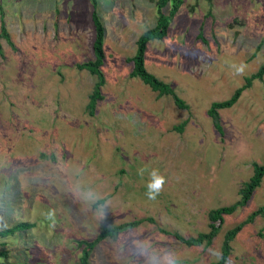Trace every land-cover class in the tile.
Returning <instances> with one entry per match:
<instances>
[{
    "label": "rangeland",
    "instance_id": "rangeland-1",
    "mask_svg": "<svg viewBox=\"0 0 264 264\" xmlns=\"http://www.w3.org/2000/svg\"><path fill=\"white\" fill-rule=\"evenodd\" d=\"M96 1L104 84L89 116L95 77L77 67L93 58L89 0H0L12 46L0 40V232L33 225L0 235V264H77L78 241L147 218L97 243L89 264H215L243 222L222 264H264L263 219L245 222L264 208V176L208 244L172 235L208 232V211L238 202L264 165V75L218 110L220 132L207 115L264 62V0H181L166 36L147 42L145 69L185 109L129 75L155 0ZM153 169L165 183L148 199Z\"/></svg>",
    "mask_w": 264,
    "mask_h": 264
},
{
    "label": "trees",
    "instance_id": "trees-1",
    "mask_svg": "<svg viewBox=\"0 0 264 264\" xmlns=\"http://www.w3.org/2000/svg\"><path fill=\"white\" fill-rule=\"evenodd\" d=\"M89 3L92 8L90 18L95 27L93 41L91 44L93 58L89 61L77 65V67L79 69L87 71L90 75L95 77V83L93 85L91 94H89L88 96V101L86 104V111L88 115L91 116L94 113L97 102L102 99V96L100 94V88L104 84V77L100 70V67L103 64V59H104V53H103L104 30L98 16L95 13L97 1L89 0ZM153 4L155 7V14H156L155 25L152 28L143 31L137 37L135 41L134 54L132 55L131 58H129V61L132 64V68L129 75L131 77H135L139 79L144 85H146L149 88L151 92L155 93L157 97L168 96L176 108L185 109L186 105L181 99L177 97V95L173 92L170 86L158 80L152 74L147 72V70L144 67V54H145L147 42L151 40H161L166 36L168 25L172 20V18L174 17V15L177 13L179 7L181 6V0H155ZM1 39H3L8 46L12 47L9 41L8 34L6 33V31L2 26H0V40ZM0 51H1V46H0ZM263 75H264V62L258 67L255 73H253L249 77H246L243 80V85L235 89L228 99L221 102H212L209 105V108L207 110V115L210 118L213 127L218 132L221 131L218 120V110L230 108L236 102L240 93L244 89L250 87L251 82L253 80H261ZM252 167H253L252 175L249 177L248 181L242 185V188L238 191L240 195V199L238 200V202L229 206L208 211L207 213L208 232L204 234L200 233L194 238H187V239H183L178 234L172 233L174 238L187 246H191V245L198 246L204 242L208 244L211 241V239L217 234L220 223L222 222V217L224 215L231 214L238 206H243L249 200L254 189H256L259 186V183L262 177L264 176V165L254 164ZM257 215L262 217L263 219L262 229H264V208H259L255 210L247 217L245 222L251 221ZM142 221L153 223L152 219L147 218L143 220H134L127 223H122L116 226L102 227L99 233L94 237L92 241L90 242L78 241L76 245L79 248L80 255L78 257L77 264H89L88 262L89 254L97 243H99L100 241L106 238H114L120 232L138 226ZM243 224L244 222L224 233L219 261L215 264H222L226 260V256L229 249L228 243L234 237V235L240 230V227ZM32 226L33 225L30 223L17 224L9 229L1 231L0 235H5L7 233L11 234L16 230L28 229ZM162 233L168 234L165 231H162Z\"/></svg>",
    "mask_w": 264,
    "mask_h": 264
},
{
    "label": "clouds",
    "instance_id": "clouds-1",
    "mask_svg": "<svg viewBox=\"0 0 264 264\" xmlns=\"http://www.w3.org/2000/svg\"><path fill=\"white\" fill-rule=\"evenodd\" d=\"M237 72L242 73L243 68L242 67L238 68ZM144 171L145 169H140L139 174L143 175ZM164 183H165L164 177L160 175L157 170L153 169L150 173V180L147 184L146 196L148 197V199H155L163 190Z\"/></svg>",
    "mask_w": 264,
    "mask_h": 264
}]
</instances>
